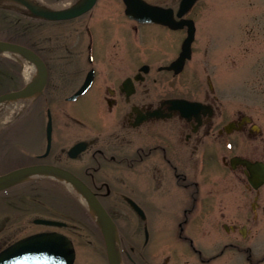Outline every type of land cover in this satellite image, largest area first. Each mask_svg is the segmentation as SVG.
<instances>
[{
    "label": "flooded vegetation",
    "instance_id": "flooded-vegetation-1",
    "mask_svg": "<svg viewBox=\"0 0 264 264\" xmlns=\"http://www.w3.org/2000/svg\"><path fill=\"white\" fill-rule=\"evenodd\" d=\"M145 1L161 8L158 16L166 22L129 16L123 0H96L85 12L59 20L55 58L74 63L65 73L47 51V24L23 6L9 5L28 15L27 41L44 52L46 84L30 104H38L42 115L45 108V121L34 140L20 142L17 131L27 123L17 125L14 117L1 126L0 141L14 145L0 158V174L29 165L72 173L113 220L122 264H146L152 233L183 242L201 263L231 249L235 264H264V128L254 102L225 87L226 75L242 63L254 69L257 55H246L264 45V19L245 12L233 44L220 39L214 55L201 27L207 9L198 5L202 0L184 11L182 0ZM187 37L188 55L179 62ZM87 79L83 92L70 98ZM65 101L80 102L88 117L70 114ZM49 189L65 195L68 186L38 175L0 190V264L77 263L70 218L84 201L74 195L50 199ZM48 205L58 208L49 211ZM86 215L109 264L102 233ZM192 226L201 236L220 238L210 245L218 247L211 256L190 235ZM12 245L11 253L3 252ZM154 248L176 251L159 243Z\"/></svg>",
    "mask_w": 264,
    "mask_h": 264
},
{
    "label": "rangeland",
    "instance_id": "rangeland-1",
    "mask_svg": "<svg viewBox=\"0 0 264 264\" xmlns=\"http://www.w3.org/2000/svg\"><path fill=\"white\" fill-rule=\"evenodd\" d=\"M40 2L48 3L49 5L62 6V4H68L71 0H39ZM118 1V0H117ZM155 1V0H150ZM13 2L9 0H0V11L5 14L8 19H18L24 17L23 12L21 10L10 9L9 5H12ZM121 6V3H114L112 6ZM199 6L206 7L204 21H202L201 27L205 29L207 36L210 38L212 43V50L210 53L216 55L218 54L217 44L222 43L218 42L223 38L224 44H233L234 36L236 34L237 23L241 21L245 12L246 15L258 14L261 18L264 19V0H202L198 3ZM103 6V3H101ZM115 7V8H116ZM98 9L96 8V11ZM29 20V19H28ZM47 27L46 32L51 35L49 40L45 42L48 46L47 51L49 54L54 55V61L56 62V68L59 66V72H67L73 69V62L69 61L68 64L61 65V60L55 58V54L58 52L59 46L57 41V32H58V21L57 20H43ZM34 23V22H33ZM94 23V22H93ZM37 24V23H36ZM12 26H9V22L0 21V38H12L15 37L12 33ZM40 30L37 35H40ZM21 38V37H18ZM263 40V38H262ZM253 52L250 48L249 53L246 55L247 58H252V55H257L256 64L254 69L248 66V64L242 63L239 69H234V74H228L225 77V87L227 93H232L233 91L239 92L241 95L246 96L255 104V118L264 128V45L258 44L257 46H252ZM37 52L42 56H44L43 50L40 46L34 47ZM256 48V50H255ZM226 53H228L226 51ZM246 54V51H243V46H240V55L243 56ZM7 57L8 59L14 60L11 57ZM16 61V60H15ZM53 63V62H51ZM4 66V65H3ZM8 66H4L7 68ZM19 76L23 74L24 76V68L21 63L17 65ZM11 68V65L10 67ZM238 70V72H237ZM16 71V69H15ZM14 71V72H15ZM16 71V72H17ZM12 70H9V74L11 76V81L14 75ZM238 73L239 75H237ZM17 77V76H16ZM18 78V77H17ZM23 79V77H22ZM21 80V77L19 78ZM13 82V81H12ZM12 82L9 86H11ZM248 99V100H249ZM16 101H9L7 103H13ZM36 104V103H35ZM30 104L23 106V111L17 117V125H24L27 123L28 126L18 130V135L16 136V141H27L34 140V138L38 135V127L39 124L45 121V108L43 110V115L36 111V107L38 104ZM65 109L72 115H78V117L86 118L89 115V110L85 109L80 102L74 101H65L64 102ZM254 108V107H253ZM53 110V109H52ZM55 111V110H53ZM13 117V116H12ZM12 117L7 120L5 123L0 124L1 126H5L8 124ZM18 127V126H17ZM8 128V127H7ZM13 141H0V158L2 156H6L10 149L13 146ZM48 197L58 198L63 197L66 198L62 192L59 190L49 189ZM69 193L67 190L63 191ZM73 196V195H72ZM69 197V196H68ZM50 204H57L54 202H50ZM61 206V205H60ZM49 211L51 208L55 209L58 207L48 205ZM86 206H81L78 214L75 215V218L71 217L70 222L74 223L73 229V238L78 249V260L76 264H106L103 253L97 247L101 245V239L96 236H92L90 233V228L87 227L88 216L86 213L90 214L88 210H86ZM52 210V209H51ZM92 217V216H91ZM93 218V217H92ZM210 229V228H209ZM199 231L195 230V226L190 228V235L193 237L196 243H200V246H203V252L206 256H211L212 253H215L218 247L210 246L214 241L220 238L213 237V234L206 233L205 236H201ZM159 238H162V241H159ZM227 239V238H222ZM159 243L160 245L164 244L165 246L176 247V251L174 252L172 249H161L156 250L154 248L155 244ZM210 243V244H209ZM182 248V251H178ZM146 252L148 254L145 257L146 264H164L165 257L168 258L167 264H235L234 253L231 249H227L223 252V254L219 257L212 258L207 263H201L197 260L194 253L181 241L174 240L171 237H162L158 234L152 233L150 235L149 241L147 243Z\"/></svg>",
    "mask_w": 264,
    "mask_h": 264
},
{
    "label": "water",
    "instance_id": "water-1",
    "mask_svg": "<svg viewBox=\"0 0 264 264\" xmlns=\"http://www.w3.org/2000/svg\"><path fill=\"white\" fill-rule=\"evenodd\" d=\"M22 5L27 12L35 17L47 20H63L73 18L89 8L96 0H78L77 2L62 8H52L44 4L38 3L34 0H9ZM195 0H182V11L190 7ZM125 12L131 16L142 21H158L161 20L158 15L161 14V8L154 4H149L144 0H124ZM179 14V13H178ZM166 22L165 20H161ZM190 44V37L184 41L182 51L180 53L179 62H182L185 56L188 55ZM0 55H8L17 61H26L32 64L35 68L33 76L26 80L24 85L18 89L6 91L0 94V104L9 101L22 100L25 103L33 100L35 97L43 92L47 80V67L43 59L31 48L13 41L0 39ZM88 85V81L81 87V89L72 95L74 98L77 94L83 92ZM47 135L50 140L51 135V118L48 117ZM78 147V146H77ZM73 147L72 149H75ZM48 176L56 178L66 183V185L78 195L82 196L83 203L95 219L102 233L106 256L109 264H120V255L118 250V236L116 226L110 216L107 214L103 206L94 198L90 189L85 186L72 173L58 167L50 165H29L12 169L8 172L0 174V190L9 186L17 184L33 176ZM54 222V221H44ZM66 246L69 242L65 239ZM12 246L7 247L3 252L8 254L12 251ZM20 261V260H19ZM22 262V261H20ZM24 263V262H23ZM6 264H15L13 261H7Z\"/></svg>",
    "mask_w": 264,
    "mask_h": 264
},
{
    "label": "trees",
    "instance_id": "trees-1",
    "mask_svg": "<svg viewBox=\"0 0 264 264\" xmlns=\"http://www.w3.org/2000/svg\"><path fill=\"white\" fill-rule=\"evenodd\" d=\"M0 21H3V22L8 21L9 26H12V29H11L12 33H13V35H15V37L4 38V39L17 41V42L23 43L25 45L31 46L27 41L26 27H27V24L29 22H28V19L26 17L21 16V18L12 19L10 22L8 17H6L5 14L0 11ZM18 37H21V38H18ZM31 47H34V46H31ZM18 63H19L18 61L11 60V59H8L5 57H0V92H3L7 89L19 88L20 86H22L23 79H22L21 75L19 76V73L17 71ZM3 65L8 66V67L4 68ZM10 65H11V68H9ZM15 69L17 72L15 71ZM9 70H12L13 72L15 71L14 73H16V75H14V77L12 78L13 82L11 81V76L8 73ZM20 77H21V80H19ZM11 82H12V84H11V86H9ZM65 196L68 197L67 192L65 193ZM69 196L72 197V195H70V194H69Z\"/></svg>",
    "mask_w": 264,
    "mask_h": 264
},
{
    "label": "bare ground",
    "instance_id": "bare-ground-1",
    "mask_svg": "<svg viewBox=\"0 0 264 264\" xmlns=\"http://www.w3.org/2000/svg\"><path fill=\"white\" fill-rule=\"evenodd\" d=\"M23 65L24 76L30 79L34 74V66L26 61L19 62ZM25 101L17 100L13 103H2L0 104V124L5 123L9 120L17 111L24 105ZM80 198L82 196L79 195ZM83 199V198H82Z\"/></svg>",
    "mask_w": 264,
    "mask_h": 264
}]
</instances>
